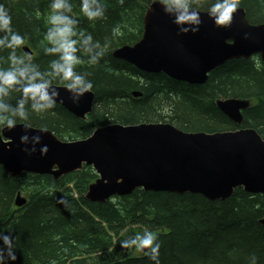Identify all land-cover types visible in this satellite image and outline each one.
I'll list each match as a JSON object with an SVG mask.
<instances>
[{
  "label": "trees",
  "instance_id": "obj_1",
  "mask_svg": "<svg viewBox=\"0 0 264 264\" xmlns=\"http://www.w3.org/2000/svg\"><path fill=\"white\" fill-rule=\"evenodd\" d=\"M50 2L0 0L11 10L15 28L28 37L24 47L33 52L41 70L51 59L42 51ZM153 2L101 0L108 19L93 24L80 13V0H71L79 26L105 45L99 65L84 63L77 69L91 73L93 111L82 120L57 104L53 112L33 114L18 124L30 123L65 141L89 138L110 124L142 123L171 124L189 133L253 129L264 139V62L257 57L227 62L211 72L205 84L190 85L164 73L140 71L112 55L141 40L144 16ZM197 2L201 11H207L214 0ZM241 3L251 24L264 23V0ZM116 25L120 33L113 37L111 29ZM0 67H8L7 53H0ZM134 92L142 96L135 98ZM227 99L250 102L241 125L218 109L216 102ZM97 178L90 166L60 179L27 173L14 178L0 165V229L17 237L16 264H151L135 249L119 245L145 230L161 241L162 264H249L253 254L257 264H264V227L259 222L264 217L263 195L238 188L229 199L210 201L198 194L137 189L130 196L98 203L86 198ZM18 194L27 200L23 207L15 205ZM62 195L70 201V210L58 203Z\"/></svg>",
  "mask_w": 264,
  "mask_h": 264
},
{
  "label": "water",
  "instance_id": "obj_2",
  "mask_svg": "<svg viewBox=\"0 0 264 264\" xmlns=\"http://www.w3.org/2000/svg\"><path fill=\"white\" fill-rule=\"evenodd\" d=\"M204 25L196 35L178 36L177 28L162 7L153 2L144 16L141 40L121 47L113 56L140 71L164 73L190 85H203L208 75L226 62L258 55L264 62V23L252 25L243 8L230 29L217 28L201 11ZM250 39H244V33ZM25 52L31 53L28 47ZM225 65V64H224ZM61 87L60 85H57ZM61 105L79 119L93 111L95 94L73 104L62 91ZM133 97L142 94L134 92ZM218 109L237 125L243 122L248 100L216 102ZM25 124L13 131H0V165L12 177L24 173L49 175L55 179L92 166L98 179L89 186L86 198L105 203L115 197L130 196L137 189L151 192L198 194L210 201L226 200L237 188L264 196V139L253 129L233 132H184L171 124H110L86 139L61 141L55 133L32 127L49 152L29 157L20 143ZM26 198L17 195L15 205ZM264 227V218L260 220Z\"/></svg>",
  "mask_w": 264,
  "mask_h": 264
},
{
  "label": "clouds",
  "instance_id": "obj_3",
  "mask_svg": "<svg viewBox=\"0 0 264 264\" xmlns=\"http://www.w3.org/2000/svg\"><path fill=\"white\" fill-rule=\"evenodd\" d=\"M155 3L176 26L178 36L196 35L201 31L204 19L200 12L202 5L197 0H155ZM48 7L50 15L43 35L47 44L42 51L51 59L47 68L41 70L31 53L23 51L28 37L15 28L11 10L0 3V53H7L8 58V67H0V130L13 131L18 122L29 121L33 114L43 116L53 112L58 102H64L62 91L73 104H79L94 89V82L89 78L91 73L77 69L84 63L92 67L99 65L105 55V45L79 26L80 20L72 15L71 0H51ZM241 7V0H214L208 4L207 16L217 28L230 29ZM79 11L93 24L108 19V9L101 0H80ZM119 33V25L111 29L113 37ZM250 38L251 34L245 32L244 39ZM20 143L29 157L37 152L45 157L49 152L48 145L42 143L39 133H33L30 123L25 124ZM58 203L71 209L66 196L62 195ZM16 239L12 232L0 229V264H16ZM119 245L125 250L143 252L151 264H162V243L152 231L122 239ZM257 260L253 254L249 264H257Z\"/></svg>",
  "mask_w": 264,
  "mask_h": 264
},
{
  "label": "rangeland",
  "instance_id": "obj_4",
  "mask_svg": "<svg viewBox=\"0 0 264 264\" xmlns=\"http://www.w3.org/2000/svg\"><path fill=\"white\" fill-rule=\"evenodd\" d=\"M246 18H247V16H246ZM249 21V20H248ZM250 22V21H249ZM252 25H257V24H252ZM254 57H257L258 59H260V57L258 56V55H253L251 58H254ZM261 60V59H260ZM262 61V60H261ZM213 72V71H212ZM170 78V77H169ZM182 82V81H181ZM63 141V140H62ZM65 141V140H64ZM84 167H87L86 166V163H84ZM84 167L81 169V170H78V169H75V172H72V173H70V174H74V173H77V172H79V171H82L83 169H84ZM28 174V173H27ZM67 175H69V174H67ZM67 175H65V176H67ZM63 177V176H62ZM61 177V178H62ZM60 179V178H59ZM238 189V188H237ZM243 189V188H242ZM143 190V189H142ZM145 191V190H144ZM159 193H163V192H159ZM174 194H176V193H174ZM120 198H123V197H120ZM264 218V217H263ZM262 219V218H261ZM260 222V221H259ZM141 255H144V253L143 252H140V253H138L137 254V256H141Z\"/></svg>",
  "mask_w": 264,
  "mask_h": 264
},
{
  "label": "flooded vegetation",
  "instance_id": "obj_5",
  "mask_svg": "<svg viewBox=\"0 0 264 264\" xmlns=\"http://www.w3.org/2000/svg\"><path fill=\"white\" fill-rule=\"evenodd\" d=\"M208 79H209V78H208ZM94 105H95V104H94ZM91 113H92V112H91ZM89 115H90V114H89ZM89 115H88V116H89ZM88 116H87V117H88ZM86 119H87V118H86ZM86 119H84V120H86ZM0 131H1V130H0ZM59 139H60V138H59ZM60 140L62 141V139H60ZM63 141H64V140H63ZM64 142H66V141H64Z\"/></svg>",
  "mask_w": 264,
  "mask_h": 264
},
{
  "label": "bare ground",
  "instance_id": "obj_6",
  "mask_svg": "<svg viewBox=\"0 0 264 264\" xmlns=\"http://www.w3.org/2000/svg\"><path fill=\"white\" fill-rule=\"evenodd\" d=\"M226 63H227V62H226ZM226 63H224V64H226ZM224 64H223V65H224ZM223 65H221V66H223ZM221 66H220V67H221Z\"/></svg>",
  "mask_w": 264,
  "mask_h": 264
}]
</instances>
